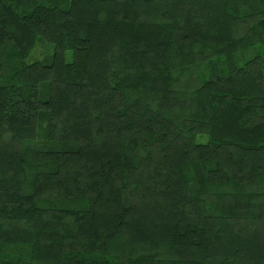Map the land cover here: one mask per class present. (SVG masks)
<instances>
[{"label":"trees","instance_id":"16d2710c","mask_svg":"<svg viewBox=\"0 0 264 264\" xmlns=\"http://www.w3.org/2000/svg\"><path fill=\"white\" fill-rule=\"evenodd\" d=\"M0 264H264V0H0Z\"/></svg>","mask_w":264,"mask_h":264},{"label":"rangeland","instance_id":"374dc122","mask_svg":"<svg viewBox=\"0 0 264 264\" xmlns=\"http://www.w3.org/2000/svg\"><path fill=\"white\" fill-rule=\"evenodd\" d=\"M50 54V45H47L45 42L39 40L33 46V48L28 53L25 61L30 62L32 60H47ZM69 58V52L67 51L65 54V59Z\"/></svg>","mask_w":264,"mask_h":264}]
</instances>
